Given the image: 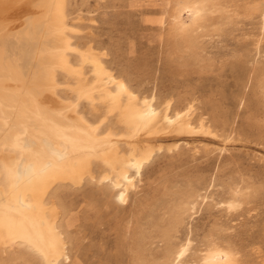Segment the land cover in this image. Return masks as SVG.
<instances>
[{"label":"rangeland","instance_id":"1","mask_svg":"<svg viewBox=\"0 0 264 264\" xmlns=\"http://www.w3.org/2000/svg\"><path fill=\"white\" fill-rule=\"evenodd\" d=\"M173 1L68 0L73 65L80 62V50L98 53L106 69L125 79L138 99L154 98L161 110L169 105V116L190 108V123L196 127L202 123L205 132L167 128L160 112L155 135L159 139L153 146L160 149L139 173L129 172L133 185L122 203L118 200L122 186L114 187L112 176L102 179L107 168L98 161L80 184H54L48 201L64 233L68 256L60 264H134L141 232L154 227L152 210L158 211L159 203L171 198L172 192L189 187L198 188L193 209L169 240H153L144 253L146 259L188 241L176 264H205L204 257L216 248L230 255L224 264H264V0H223L225 13L214 18L220 22L219 30L204 38L198 62L176 48ZM88 66L82 75L92 84ZM57 81L62 101L70 96L69 101H79L78 111L93 124L106 117L102 131L111 127L117 137L121 132L128 136L117 112L107 110L98 92H93L92 103L74 91L70 74L58 71ZM122 134L116 143L125 150ZM231 184L248 194L236 210L226 211L223 200ZM41 263L28 246L0 248V264Z\"/></svg>","mask_w":264,"mask_h":264},{"label":"bare ground","instance_id":"2","mask_svg":"<svg viewBox=\"0 0 264 264\" xmlns=\"http://www.w3.org/2000/svg\"><path fill=\"white\" fill-rule=\"evenodd\" d=\"M67 4L68 0H0V246H28L43 264H60L61 259L68 258L64 233L59 230L57 214L48 201L54 184H80L90 173L92 163L98 161L107 168L102 179L112 176L114 187L122 186L118 192L122 203L133 185L129 172L139 173L155 149H160L154 148L159 139L155 135L159 133L156 125L160 112L163 111L161 119L167 128L183 133L205 132L202 123L198 127L190 123V108L169 116V105L161 110L154 98L138 99L125 79L114 77L106 69L98 53L80 50V62L73 65L69 57L74 48L68 36L72 26L67 24ZM173 6L176 48L185 58L201 61L204 38L219 30L220 22L214 18L225 13L223 0H174ZM85 64L93 72L92 84L82 75ZM58 71L74 78V86H69L80 97L92 99L93 92H98V99L107 110L117 112V121L128 136L121 132L117 137L118 132L111 127L102 131L106 117L93 124L78 111L79 101H69L70 96L64 99L67 102L62 101L57 92L61 88ZM121 134L123 138L126 135L122 140L128 145L125 150L116 143ZM229 187L228 198L222 199L223 207L234 211L248 193L240 186ZM193 188L172 192L171 198L159 203L158 211L152 210L154 227L149 233L141 232L134 264H176L185 254L188 241L167 247L151 261L144 253L155 238L172 237L183 223L196 203L198 188ZM204 259L205 264H224L230 255L216 248Z\"/></svg>","mask_w":264,"mask_h":264}]
</instances>
